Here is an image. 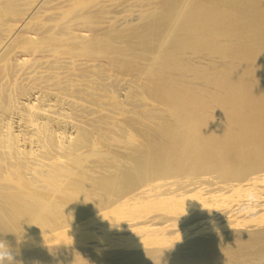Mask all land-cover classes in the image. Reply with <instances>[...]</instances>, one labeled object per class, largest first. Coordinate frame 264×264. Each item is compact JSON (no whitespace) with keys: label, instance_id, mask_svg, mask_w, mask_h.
I'll return each instance as SVG.
<instances>
[{"label":"bare ground","instance_id":"6f19581e","mask_svg":"<svg viewBox=\"0 0 264 264\" xmlns=\"http://www.w3.org/2000/svg\"><path fill=\"white\" fill-rule=\"evenodd\" d=\"M0 240L264 264V0H0Z\"/></svg>","mask_w":264,"mask_h":264},{"label":"clouds","instance_id":"9594fccd","mask_svg":"<svg viewBox=\"0 0 264 264\" xmlns=\"http://www.w3.org/2000/svg\"><path fill=\"white\" fill-rule=\"evenodd\" d=\"M247 200L249 203L255 201V195L249 193L247 195ZM14 254L10 246L4 241L0 240V264H13Z\"/></svg>","mask_w":264,"mask_h":264}]
</instances>
